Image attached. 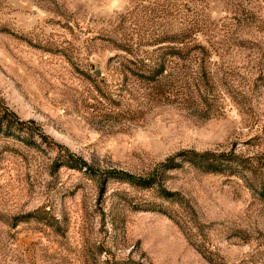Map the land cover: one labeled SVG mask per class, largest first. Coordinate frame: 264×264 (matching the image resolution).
I'll use <instances>...</instances> for the list:
<instances>
[{
	"label": "rangeland",
	"instance_id": "374dc122",
	"mask_svg": "<svg viewBox=\"0 0 264 264\" xmlns=\"http://www.w3.org/2000/svg\"><path fill=\"white\" fill-rule=\"evenodd\" d=\"M0 264H264V0H0Z\"/></svg>",
	"mask_w": 264,
	"mask_h": 264
},
{
	"label": "trees",
	"instance_id": "16d2710c",
	"mask_svg": "<svg viewBox=\"0 0 264 264\" xmlns=\"http://www.w3.org/2000/svg\"><path fill=\"white\" fill-rule=\"evenodd\" d=\"M1 117H3V120L6 121V124L8 126L13 125V123H23L25 121L24 119L20 118L13 110L8 108L7 106L4 108V110L1 114ZM39 131L41 134H44L42 130L39 129ZM183 154L185 155L184 159L190 160L193 163H196V164L201 165V166H206V167L215 165L214 161L218 157V155L212 151L197 153L195 151L188 150L186 152H183ZM112 171H114V173H116L118 175H122V177H125L128 179H131L134 181H142L140 183H144L143 181H145L144 179L133 178V176H131L129 173H126L124 171H120V170H112ZM27 216H28V218H30V217H36L37 218V216H34L33 214H29Z\"/></svg>",
	"mask_w": 264,
	"mask_h": 264
}]
</instances>
